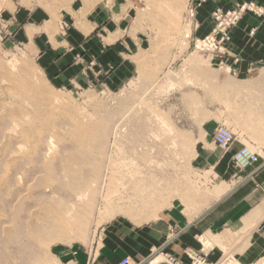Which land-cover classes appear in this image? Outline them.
Listing matches in <instances>:
<instances>
[{"label":"rangeland","instance_id":"rangeland-1","mask_svg":"<svg viewBox=\"0 0 264 264\" xmlns=\"http://www.w3.org/2000/svg\"><path fill=\"white\" fill-rule=\"evenodd\" d=\"M136 2L116 13L133 40L121 61L89 56L78 79L56 86L33 44L19 40L17 14L52 11L64 38L67 1L0 0V264H98L112 229L144 226L172 206L198 214L216 188L196 150L228 128L220 82L236 55L264 53V0ZM105 33L95 31L101 45ZM197 242L190 264H264L254 228Z\"/></svg>","mask_w":264,"mask_h":264},{"label":"crops","instance_id":"crops-1","mask_svg":"<svg viewBox=\"0 0 264 264\" xmlns=\"http://www.w3.org/2000/svg\"><path fill=\"white\" fill-rule=\"evenodd\" d=\"M66 1L62 13L70 26L64 38L58 36L60 16L52 11L41 8L17 14L23 24L19 40L33 44L39 67L56 86L78 79L81 63L90 62L89 56L101 66H115L121 61L122 45L133 43L124 35L125 21L118 20L116 13L136 6V0ZM97 29L106 32L103 45L94 38ZM236 56L235 70L220 82V114L227 116L234 142L230 151L223 152L213 145V131L196 150L197 167L210 174L216 188L203 195L198 214H184L172 206L144 226L112 229L97 251L98 264H119L125 258L135 264H190L188 253L199 248L197 239L219 228H254L264 237V53ZM224 88L229 93L226 98ZM242 147L258 156L244 171L232 164V155ZM78 259L76 264H86L84 256L83 261Z\"/></svg>","mask_w":264,"mask_h":264},{"label":"built area","instance_id":"built-area-1","mask_svg":"<svg viewBox=\"0 0 264 264\" xmlns=\"http://www.w3.org/2000/svg\"><path fill=\"white\" fill-rule=\"evenodd\" d=\"M213 144L224 152H228L234 142L233 132L226 127H218L212 136ZM258 156L247 147H242L232 155V164L238 170L244 171L257 162ZM119 264H131L129 258H125Z\"/></svg>","mask_w":264,"mask_h":264},{"label":"bare ground","instance_id":"bare-ground-1","mask_svg":"<svg viewBox=\"0 0 264 264\" xmlns=\"http://www.w3.org/2000/svg\"><path fill=\"white\" fill-rule=\"evenodd\" d=\"M4 128H5V127H4ZM84 134H85V133H84ZM71 143H72V142H71ZM52 147H53V146H52ZM83 148H84V147H83ZM68 156H69V155H68ZM66 157H67V155H66ZM73 157H74V156H73ZM70 158H71V157H70ZM67 160H68V159H67ZM69 161H70V160H69ZM106 161H107V160H106ZM78 165H79V164H78ZM62 167H63V166H62ZM104 167H105V166H104ZM42 168H43V166H42ZM64 168H65V166H64ZM44 169H45V168H44ZM46 169H47V168H46ZM39 179H40V178H39ZM78 181H79V180H78ZM1 183H2V182H1ZM33 183H34V182H33ZM35 183H36V182H35ZM38 183H39V182H38ZM34 185H35V184H34ZM146 185H147V184H146ZM146 185H145V186H146ZM137 186H139V185H137ZM145 186H144V187H145ZM149 186H150V185H149ZM101 187H102V186H101ZM135 187H136V186H135ZM140 187H142V186L140 185ZM150 187H151V186H150ZM151 188H152V187H151ZM138 189L140 190V188H138ZM144 189H145V188H144ZM147 189H150V188H148V186H147ZM147 189H145V190H147ZM145 190H144V192H146ZM142 191H143V189H142L140 192H142ZM138 192H139V191H138ZM149 192H150V191H149ZM142 194H143V193H142ZM142 194H140V195H142ZM136 195H138V194L136 193ZM80 196H82V195H80ZM80 196H78V197H80ZM131 196H133V195H131ZM134 196H135V194H134ZM138 196H139V195H138ZM151 196H152V195H151ZM151 196H150V197H151ZM144 197H145V196H144ZM147 197H148V196H147ZM147 197H146V199H148ZM150 197H149V200H150ZM152 197H153V196H152ZM136 198H137V197H136ZM55 199H56V198H55ZM25 200H26V199H25ZM139 200H141V198H140ZM205 200H206V199H205ZM157 201H158V200H157ZM23 202H24V201H23ZM40 202H41V201H40ZM135 202H136V201H135ZM119 204H120V203H119ZM146 204H147V203H146ZM146 204H145V205H146ZM160 204H161V203H160ZM203 204H204V203H203ZM122 205H123V204H122ZM140 206H141V205H140ZM17 207H18V206H17ZM17 207H16V208H17ZM19 207H20V206H19ZM72 207H73V206H72ZM96 207H97V206H96ZM123 207H124V206H123ZM133 207H134V204H133ZM138 207H139V206H138ZM138 207H137V208H138ZM139 208H140V207H139ZM206 208H207V207H206ZM40 209H41V207H40ZM122 209H123V208H122ZM127 209H128V208H127ZM142 209H143V207H142ZM38 210H39V209H38ZM134 210H135V208H134ZM143 210H145V209H143ZM16 211H17V210H16ZM117 211H118L117 213H120V214H121V213H124V211L121 210V209H119V208H118ZM141 211H142V210H141ZM127 212H129V211H127ZM133 212H134V211H133ZM84 213H85V212H84ZM89 213H90V212H89ZM13 214H14V213H13ZM35 214H36V213H35ZM64 214H65V213H64ZM128 214H129V213H128ZM130 214H131V213H130ZM139 214H140V212H139ZM18 215H19V214H18ZM61 215H62V214H61ZM65 215H66V214H65ZM87 215H89V214H87ZM133 216H134V215H133ZM136 217H137V216H136ZM136 217H135V218H136ZM62 218H63V217H61V219H62ZM65 218H66V217H65ZM65 218H64V219H65ZM126 218H127V216H126ZM57 219H58V218H57ZM129 219H131V218H129ZM62 220H63V219H62ZM77 220H78V219H77ZM14 221H15V220H14ZM14 221H13V223H14ZM72 221H73V220H72ZM53 222H54V221H52V223H53ZM74 223H75V221H74ZM80 223H81V222H80ZM60 224H62V223H60ZM53 225H54V223H53ZM65 225H66V224H65ZM65 225H64V226H65ZM70 225H71V224H70ZM83 225H84V224H83ZM42 227H43V226H42ZM60 227H61V226H60ZM62 227H63V226H62ZM63 228H64V227H63ZM10 229H11V228H10ZM42 229H43V228H42ZM53 229H54V228H53ZM55 229H56V228H55ZM7 230H8V229H7ZM34 230H35V229H34ZM51 230H52V229H51ZM51 230H50V231H51ZM64 230H65V228H64ZM79 230H80V229H79ZM10 231H11V230H10ZM10 231H9V232H10ZM35 231H36V230H35ZM55 231H56V230H55ZM38 232H39V231H38ZM43 232H44V231H43ZM56 232H57V231H56ZM7 233H8V232H7ZM44 233H45V232H44ZM79 233H81V232L79 231ZM33 234H34V233H33ZM40 234H41V233H40ZM55 234H56V233H55ZM41 235H42V234H41ZM61 235H62V234H61ZM81 235H82V233H81ZM6 236H7V235H6ZM15 236H16V235H15ZM45 236H46V235H45ZM53 236H54V238H55V235H53ZM16 237H17V236H16ZM16 237H14V238H16ZM39 237H40V236H39ZM39 237H38V238H39ZM41 237L43 238V236H41ZM78 237H79V236H78ZM78 237H77V238H78ZM11 238H12V237H11ZM51 238H53V237H51ZM73 238H76V237H73ZM12 239H13V238H12ZM33 239H34V237H33ZM43 239H44V238H43ZM47 239L49 240V238H47ZM78 239H79V238H78ZM34 240L36 241V239H34ZM38 240H39V239H38ZM83 240H85V239H83ZM79 242H80V241H79ZM67 243H68V242H67ZM35 244H36V243H35ZM39 258H40V257H39ZM34 259H35V258H34ZM31 262H32V261H31ZM31 262H30V263H31Z\"/></svg>","mask_w":264,"mask_h":264}]
</instances>
